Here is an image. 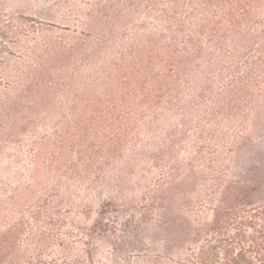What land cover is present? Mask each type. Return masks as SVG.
<instances>
[{
  "label": "rangeland",
  "instance_id": "374dc122",
  "mask_svg": "<svg viewBox=\"0 0 264 264\" xmlns=\"http://www.w3.org/2000/svg\"><path fill=\"white\" fill-rule=\"evenodd\" d=\"M261 1L214 17L192 49L178 37L160 52L166 32L144 18L153 32L119 30L113 51L87 56L102 37L83 30L94 0H0V232L27 246L42 229L131 264L173 249L166 213L207 221L215 183L264 181Z\"/></svg>",
  "mask_w": 264,
  "mask_h": 264
},
{
  "label": "trees",
  "instance_id": "16d2710c",
  "mask_svg": "<svg viewBox=\"0 0 264 264\" xmlns=\"http://www.w3.org/2000/svg\"><path fill=\"white\" fill-rule=\"evenodd\" d=\"M215 1L94 0V9L87 18L88 21L82 23L83 30L98 33L102 37L97 39L99 41L83 46L85 48L82 50L87 56L91 53L89 51L94 50L97 53L104 49L113 51L117 45L114 34L119 30H126L134 35H141L149 30L153 32L151 27L144 26L140 21L144 18L156 22L157 26H153L155 32H166L160 37L163 43L160 52L166 50L167 53L176 44L178 48V37H181L184 50L187 47L192 49L198 46L196 38L201 36V40L211 30L209 24L214 17L219 14L226 20L237 19L238 16L249 17V3H262L261 0H220L219 4ZM209 9H217L215 15ZM177 15H182L186 20L177 21ZM76 46L78 44L74 43L72 49ZM149 47L153 45L150 44ZM51 48L57 57L66 58L59 48ZM34 75L37 79V72L34 71ZM14 83L19 84L14 87L12 95L18 99L23 96L21 87L24 81L21 83V80H15ZM37 94L38 91L35 97ZM11 100L10 96L6 98L3 107L8 106L2 113L12 111ZM215 184L216 188H223L224 191L215 200L218 204L210 208L207 221L203 216H197L193 218L194 223H190L184 215L186 212L166 213L163 218L166 225L170 221L169 215L175 216L170 229L161 225L174 238L171 239L173 249L131 264H264V181H254L253 185L236 180L224 183L219 181ZM180 201L183 202V198ZM41 230L29 235L27 246L18 245L19 228H8L0 232V264H111L95 258L91 247L86 243L79 244V249L78 246H60V243H57V247L52 246L54 242L48 239L56 235ZM165 240L167 239L164 242ZM114 264L130 262L116 261Z\"/></svg>",
  "mask_w": 264,
  "mask_h": 264
}]
</instances>
